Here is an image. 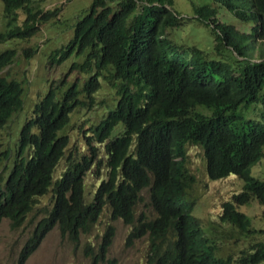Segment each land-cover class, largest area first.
I'll return each mask as SVG.
<instances>
[{"label":"trees","instance_id":"16d2710c","mask_svg":"<svg viewBox=\"0 0 264 264\" xmlns=\"http://www.w3.org/2000/svg\"><path fill=\"white\" fill-rule=\"evenodd\" d=\"M0 1V43L27 40L60 11L42 10L39 0ZM219 8L249 28L219 23ZM192 11L209 32L206 48L181 39L184 18L172 0H93L67 42L50 51L51 63L70 60L69 81L52 82L37 95L16 139L0 143V222L17 229L35 208L44 212L16 264H25L53 228L78 244L105 214L130 227L129 244L146 236V264H264V227L253 228L237 209L255 200L264 225V181L252 174L264 157V49L257 48L264 0H211ZM15 57L12 46L0 52V130L23 112V81L1 74ZM246 106H254V115L239 113ZM85 109L105 115L90 123L89 153L77 158L71 120ZM187 143L200 146L209 179L234 175L242 182L218 216L228 225L222 238L241 245L236 256L218 257L216 243L191 215ZM90 177L96 182L87 183ZM141 204L148 213L137 212ZM113 238L107 225L90 253L93 264L103 261Z\"/></svg>","mask_w":264,"mask_h":264},{"label":"rangeland","instance_id":"374dc122","mask_svg":"<svg viewBox=\"0 0 264 264\" xmlns=\"http://www.w3.org/2000/svg\"><path fill=\"white\" fill-rule=\"evenodd\" d=\"M38 1V0H36ZM93 0H39L38 4L44 11L60 9L58 17L46 24L39 26L37 33L27 40L11 42V39L0 43V52L8 47H14L16 57L13 63L4 68L1 74L7 78H13L23 81L24 89V107L23 112H18L7 127L0 130V143L6 140L13 142L17 137V132L24 119L29 115L27 108L32 106L37 95L43 96L53 82L57 85L60 80L69 81L68 68L70 60L56 65L48 59V54L53 49H57L61 44L70 38L72 34V24L83 12L91 5ZM109 1V0H107ZM211 0H172V9L178 13L184 20L181 22V39L187 42L198 40L203 47H208V30L198 21L191 18L193 7L207 4ZM21 19L23 18V14ZM219 23L226 21L233 24L241 30L248 29V25L238 23L228 12L223 9L218 10ZM4 18L2 4L0 1V32L3 31ZM175 32H172V34ZM257 48L264 49V40L259 41ZM33 50V54L27 57ZM29 50V53L26 51ZM79 76H77V80ZM52 83V84H53ZM103 92L97 94L101 99ZM201 109V108H198ZM254 106H246L239 110L244 117L254 115ZM105 115L100 109L89 111L80 110L71 120V146L74 154L78 158L81 155L89 153L85 145V136L88 132L90 123H98L101 117ZM185 150V161L183 173L186 175L190 186L192 187L191 198L195 201L193 214L199 220L208 234L216 243L217 254L221 257L226 255L236 256L240 244H234L233 239L227 241L222 238V229H227V224H221L218 216L221 213V206L224 202L230 201L232 195L237 194L242 187V182L233 175L226 178L212 181L208 179L205 172V160L200 146L187 143ZM99 156L102 159V151ZM98 156V157H99ZM94 165L90 173L96 170ZM64 168V162H60L55 170V176H58ZM255 168V172H254ZM252 174L264 181V157L252 168ZM96 182V179L90 177L87 183ZM44 205L48 203V198H42ZM244 215L250 221L255 229L264 227L261 221V206L252 200L249 204L239 207ZM145 211L146 204H141L137 212ZM41 208H35L32 214L27 217L26 222L17 229L10 226L7 219L0 222V264H16L19 251L27 239L28 235L34 229L36 222L43 216ZM107 225L114 228V238L112 245L105 255L103 261L96 264H146V252L148 249L146 236L133 240L130 244L127 242L130 227L118 219L109 222L108 216L103 215L95 225L91 233L79 238L78 244H73L67 238L61 237L57 228L50 230L41 238L36 250L29 256L25 264H93L91 252L95 253ZM264 241V233L259 237Z\"/></svg>","mask_w":264,"mask_h":264},{"label":"clouds","instance_id":"9594fccd","mask_svg":"<svg viewBox=\"0 0 264 264\" xmlns=\"http://www.w3.org/2000/svg\"><path fill=\"white\" fill-rule=\"evenodd\" d=\"M40 97H42V96H40ZM29 116V115H28ZM24 119H25V117H24ZM24 119H23V121H22V123L24 122ZM22 123H21V125H22ZM19 129H20V127H19ZM184 165V164H183ZM206 172V171H205ZM207 175V174H206ZM234 176V175H233ZM208 177V176H207ZM209 179V178H208ZM211 180V179H210ZM213 181V180H212ZM192 191V187H191V189L189 190V192H191ZM240 192V191H239ZM231 200V199H230ZM255 201V200H254ZM256 202V201H255ZM257 203V202H256ZM239 207H242V206H238L237 207V209L239 208ZM240 210V209H239ZM261 210H262V207H261ZM193 211H194V207H193V209H192V211H191V215L193 216V218H195V219H197V220H199V218H197L196 216H195V214H193ZM241 211V210H240ZM148 213V212H147ZM145 214H146V212H145ZM199 222H200V224H201V228H202V231H203V233H204V235H206V236H208V237H210L208 234H206L205 233V229H204V227H203V225H202V222H201V220H199ZM128 226V225H127ZM211 238V237H210ZM148 245V244H147ZM111 247V246H110ZM110 247H109V249H110ZM108 249V250H109ZM229 255V254H228ZM217 256L218 257H221V256H219L218 254H217ZM227 256V255H226ZM225 256V257H226ZM225 257H221V258H225ZM236 261V260H235ZM231 264H237L236 262H232Z\"/></svg>","mask_w":264,"mask_h":264}]
</instances>
